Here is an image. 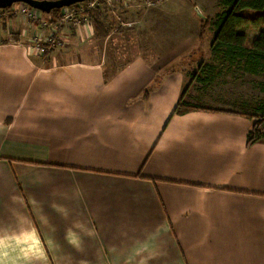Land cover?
Here are the masks:
<instances>
[{"label":"crops","instance_id":"1","mask_svg":"<svg viewBox=\"0 0 264 264\" xmlns=\"http://www.w3.org/2000/svg\"><path fill=\"white\" fill-rule=\"evenodd\" d=\"M21 5L0 18V264H264V139L243 112L173 115L211 44L143 26L153 46L108 71L73 54L87 20L31 54L47 30Z\"/></svg>","mask_w":264,"mask_h":264},{"label":"rangeland","instance_id":"2","mask_svg":"<svg viewBox=\"0 0 264 264\" xmlns=\"http://www.w3.org/2000/svg\"><path fill=\"white\" fill-rule=\"evenodd\" d=\"M117 1L120 5L117 4ZM124 2L125 0H98L93 5L84 4V2L77 3L72 5L73 7L69 11H65V7L61 8L56 19L48 16L49 13H43L36 9L37 18L29 21L38 25L47 22L45 30L54 28L62 45L49 52L63 53L69 45L66 46L64 43L61 30L66 28V31L72 35L77 30L76 28L87 20L88 26L92 28V36L89 42L85 43L86 46L84 44L80 45L81 47L76 46L73 54L78 53L84 56L88 54V57H103L105 55L109 60L107 70L112 71L118 64L136 56L145 48L153 46L148 42L146 45L144 42L142 44L140 37H143V26H150L153 29L166 28L171 33L161 37L168 39L171 43H178L180 46L184 44L187 48L186 53H190L188 50L199 44L208 48L215 34L212 21L224 9L221 0H130V3L128 2L126 5ZM19 4H22L21 10L23 3ZM126 8L127 10L124 11ZM129 9L132 12L127 15L126 12ZM6 11L8 10L0 11V18ZM142 12L152 13L146 19H142ZM67 13L72 17L66 18ZM208 18H211V21L204 39L200 40L201 22ZM176 29H184L185 35L178 34ZM241 31L246 34L247 40L251 43L253 39L261 35L264 26L247 25L241 28ZM151 42L154 43L152 39ZM206 50L194 51L190 58L210 59L207 63L215 62V68L206 74L199 73V77L204 79L200 81L202 83H199L197 80L193 81L192 75L198 73L199 70L198 66L192 62L191 67L187 68L192 86L187 91L185 101L194 106L223 108L243 112L246 115H258L259 107L264 102V75L248 73L241 65L229 68L226 61L215 57L210 49ZM68 52L70 53V51Z\"/></svg>","mask_w":264,"mask_h":264},{"label":"trees","instance_id":"3","mask_svg":"<svg viewBox=\"0 0 264 264\" xmlns=\"http://www.w3.org/2000/svg\"><path fill=\"white\" fill-rule=\"evenodd\" d=\"M224 9L219 12L213 22L215 27L214 38L211 42V52L215 57L226 61L229 68L238 65L252 74L264 75V31L250 43L241 28L247 25L264 26V0H221ZM11 9L5 8L0 11ZM60 9L52 10L48 15L58 18ZM211 18L201 22L199 39L203 40ZM215 66L207 64V71L211 72ZM264 87V86H263ZM183 92L174 114H185L195 110L227 112V110L206 108L188 104ZM250 126L247 132V145L251 146L264 139V102L259 107L258 115H247Z\"/></svg>","mask_w":264,"mask_h":264},{"label":"built area","instance_id":"4","mask_svg":"<svg viewBox=\"0 0 264 264\" xmlns=\"http://www.w3.org/2000/svg\"><path fill=\"white\" fill-rule=\"evenodd\" d=\"M98 0H87L84 2V4H94V2H96ZM82 3V2H81ZM73 7V6H69V7H65L66 10L65 11H69V9ZM35 10L34 8L30 7L29 5L23 4V7L21 8L20 12H22L23 14H25L27 16V18H29V20L31 19H36L37 15L35 14ZM72 17V15L70 14H66V18H70ZM41 28H45L47 27L48 23L47 22H43L40 24ZM46 35L43 36L42 38H40L39 36H35L32 39L30 48H31V54L38 56V55H45L46 53H48L50 50L55 49L56 47H59L60 45H62V42L59 38V36L57 35L55 29H50L47 28L46 29Z\"/></svg>","mask_w":264,"mask_h":264},{"label":"water","instance_id":"5","mask_svg":"<svg viewBox=\"0 0 264 264\" xmlns=\"http://www.w3.org/2000/svg\"><path fill=\"white\" fill-rule=\"evenodd\" d=\"M85 1L87 0H0V9L10 8L15 3H23L43 13H50L54 9L69 7Z\"/></svg>","mask_w":264,"mask_h":264}]
</instances>
